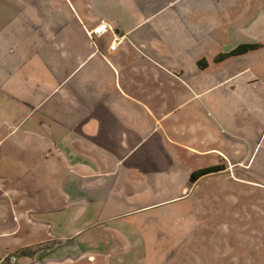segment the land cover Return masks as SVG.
Masks as SVG:
<instances>
[{"label":"crops","instance_id":"obj_1","mask_svg":"<svg viewBox=\"0 0 264 264\" xmlns=\"http://www.w3.org/2000/svg\"><path fill=\"white\" fill-rule=\"evenodd\" d=\"M255 6L264 0H0V95L14 104L0 118V259L86 261L107 207L143 202L112 197L121 172L169 181L229 173L244 165L236 149L253 157L252 53L215 60L250 44ZM102 21L111 31L90 47Z\"/></svg>","mask_w":264,"mask_h":264},{"label":"rangeland","instance_id":"obj_2","mask_svg":"<svg viewBox=\"0 0 264 264\" xmlns=\"http://www.w3.org/2000/svg\"><path fill=\"white\" fill-rule=\"evenodd\" d=\"M255 9L247 32L249 45L258 49L242 61L253 63L247 78L253 79L255 92V133L248 142L256 146L254 156L250 149H236L239 157L245 154L243 166L194 186L188 184L193 171L172 173L169 181L165 173H119L120 186L111 190L112 197L138 196L143 202L108 206L111 220L92 228V248L80 264H264V102L259 99L264 98V9ZM0 97V118H5L4 105L14 104L5 94ZM200 165V158L191 157L192 170ZM157 183L172 188L156 189ZM71 223L64 229L70 231ZM66 251L65 245L56 257L61 259ZM57 264L74 263L64 259Z\"/></svg>","mask_w":264,"mask_h":264},{"label":"trees","instance_id":"obj_3","mask_svg":"<svg viewBox=\"0 0 264 264\" xmlns=\"http://www.w3.org/2000/svg\"><path fill=\"white\" fill-rule=\"evenodd\" d=\"M257 49H258V46H256V45L239 47V48H236V49L232 50L231 52H229L225 55L219 56L218 58H216L215 62L216 63H222L228 59L240 57V56L245 55L247 53L256 51ZM224 171H225V168L223 166H217V167H213L210 169L196 171V172L191 174V176L189 178V183H190V185H194L203 178L212 177L214 175L224 173ZM27 254H29V253L24 252L22 254H18V256H24ZM3 264H10V263L4 262ZM14 264H16V262Z\"/></svg>","mask_w":264,"mask_h":264},{"label":"built area","instance_id":"obj_4","mask_svg":"<svg viewBox=\"0 0 264 264\" xmlns=\"http://www.w3.org/2000/svg\"><path fill=\"white\" fill-rule=\"evenodd\" d=\"M109 31H111L110 26L102 21L100 25L93 31V32H88L87 35L89 37V45L90 47L95 46L94 39L95 38H100L107 34ZM118 40H115V42L110 46L109 48V53H113L116 50V45ZM4 262H9L10 264H14L16 262V258L11 256V257H5L3 259H0V264H3Z\"/></svg>","mask_w":264,"mask_h":264}]
</instances>
